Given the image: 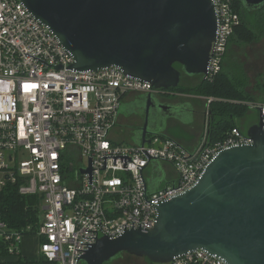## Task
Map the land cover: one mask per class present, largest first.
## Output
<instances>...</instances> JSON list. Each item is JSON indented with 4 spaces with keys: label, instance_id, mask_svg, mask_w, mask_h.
I'll list each match as a JSON object with an SVG mask.
<instances>
[{
    "label": "built area",
    "instance_id": "built-area-1",
    "mask_svg": "<svg viewBox=\"0 0 264 264\" xmlns=\"http://www.w3.org/2000/svg\"><path fill=\"white\" fill-rule=\"evenodd\" d=\"M214 2L218 25L207 80L222 70L240 23L238 0ZM72 63L71 53L22 0H0V192L15 186L21 195L40 198L33 235L38 256L54 264H80L79 257L100 237L152 228L156 206L194 185L218 151L252 142L236 127L211 141L207 124L193 149L158 134L142 145L117 142L111 134L123 98L159 91L114 66L76 71ZM205 100L208 108L211 98ZM248 104L264 129V102ZM154 161L169 164L175 176L149 187L147 180L157 172L147 176L146 169ZM29 234L30 226L16 230L0 219V256H19ZM166 264L224 262L198 249Z\"/></svg>",
    "mask_w": 264,
    "mask_h": 264
},
{
    "label": "water",
    "instance_id": "water-1",
    "mask_svg": "<svg viewBox=\"0 0 264 264\" xmlns=\"http://www.w3.org/2000/svg\"><path fill=\"white\" fill-rule=\"evenodd\" d=\"M241 1L247 11L264 8V0ZM22 3L71 53L70 69L96 71L114 66L159 92L173 95L177 94L173 90L179 87L183 75L201 80L206 77L218 25L214 0ZM153 101L159 113L164 114L158 120L148 115ZM132 106L131 113L141 116L143 123L131 128L130 138L142 145L148 141L147 136L159 134L167 118L177 117L173 109L187 105L157 102L149 93L144 109L137 104ZM206 124L208 127L205 118ZM262 126L259 117L246 128L251 143L221 149L194 185L157 205L152 228L126 230L113 238L100 237L79 261L105 264L127 253L152 264H166L201 249L224 264H264ZM81 171L90 172V167ZM162 177L163 172L157 171L155 186Z\"/></svg>",
    "mask_w": 264,
    "mask_h": 264
},
{
    "label": "trees",
    "instance_id": "trees-1",
    "mask_svg": "<svg viewBox=\"0 0 264 264\" xmlns=\"http://www.w3.org/2000/svg\"><path fill=\"white\" fill-rule=\"evenodd\" d=\"M237 12L240 16V23L234 28L230 42L245 45L260 39L264 23V20L260 22L262 16H259L257 21L252 20L241 0L237 2ZM246 79L244 71L231 61L227 66L222 67V70L212 80H200L194 87L179 86L175 90L211 98L208 104V128L210 140L215 141L221 139L234 127L240 129L239 120L249 109L248 103L253 101L244 89ZM0 219L16 230L30 226L31 234H34L40 221V198L36 195H21L15 186L6 187L0 192ZM0 264L54 263L38 256L34 261L19 257L14 261L0 262Z\"/></svg>",
    "mask_w": 264,
    "mask_h": 264
},
{
    "label": "rangeland",
    "instance_id": "rangeland-1",
    "mask_svg": "<svg viewBox=\"0 0 264 264\" xmlns=\"http://www.w3.org/2000/svg\"><path fill=\"white\" fill-rule=\"evenodd\" d=\"M249 16L252 18V20H259V16H262L260 22L264 20V8L258 11H249ZM260 26V24H258ZM263 30L262 34L259 36L260 39L257 41H254L250 44H239L236 42H230L229 48L227 50V57L224 62L225 65H228V62L233 61L235 65H238L239 68H241L245 75L247 76L246 83L244 85V89L247 92V94L252 98L253 101H259V102H264V23L262 24ZM200 82V79H185L183 77L181 81V87L182 85L184 87H194ZM187 85V86H186ZM178 92V91H177ZM176 93V92H175ZM179 94H194L192 92H183L179 91ZM175 94H169L167 96V101H176L177 97H180L181 95ZM197 95V94H196ZM172 97V98H171ZM176 97V98H175ZM175 98V99H174ZM205 107L207 108V103L205 100ZM120 114H121V127L115 129L114 133V139L117 140H123L126 143H129L126 141V139L130 140L132 130L129 127V123H132L133 120L136 122V124L141 123L140 117L131 119L129 112V105L128 104H122L120 107ZM205 108V109H206ZM198 120L199 118L195 117V120L193 121L190 126L184 125L181 123L179 120L172 119L168 121L167 126L170 128L171 133L170 134H175V136L182 138V136L185 137V140H189L193 135L194 132L197 129L198 126ZM258 121V112L257 110L253 108H249L244 115L242 122H240V129L242 130L243 128L247 127L249 124H254ZM134 123V122H133ZM246 132V131H245ZM186 144V143H183ZM153 170L155 172L161 171L163 172V177L160 178L162 181L160 183H165V176L168 175L169 173H173L174 170L171 167V172L170 167L168 164L165 162L161 161H154L151 163V165L146 169V175L152 176L155 175L153 173ZM153 173V174H152ZM171 175V174H170ZM175 174L172 175L174 177ZM155 179H149L148 184L149 187L152 185H157V175L154 176ZM159 183V184H160ZM28 237H31L27 240V244H25L26 249L34 252L38 248V243H34L31 239L33 237L32 234L27 235ZM26 237V236H25ZM80 264H85L84 262H80ZM105 264H151L148 261H146L144 258L141 257H136L133 255H129L127 253H122L120 256H117L115 258H112L109 262Z\"/></svg>",
    "mask_w": 264,
    "mask_h": 264
},
{
    "label": "crops",
    "instance_id": "crops-1",
    "mask_svg": "<svg viewBox=\"0 0 264 264\" xmlns=\"http://www.w3.org/2000/svg\"><path fill=\"white\" fill-rule=\"evenodd\" d=\"M224 60H226V59H223L222 67L227 66V65L224 64V62H225ZM183 77L185 79H189V80H193V79H200L201 80V77H197V76H183ZM183 77H182V79H183ZM180 85H181V82H180ZM173 92L178 93L179 91L177 92L176 90H173ZM178 95H181V96L180 97H177V98L175 97L176 98V101H174V102L171 101V102L185 104V105H187L190 108L191 111H190L189 115L187 114V118L186 119L179 118V117H175V118H171L170 117V118H167L165 120V123L163 124L161 130L159 131V134L158 135L165 136V137H169V138L175 140L176 142H178L180 145H182L183 147H185L187 149H193L199 143V140H200V138L202 136L203 129H204V126H205L204 125L205 108H206L205 107L206 106L205 105V97L204 96H200V95H196V94H179L178 93ZM131 98H132V94L129 93L125 98H123V100H122V102L120 104V107L122 106L123 103L124 104H128L129 105V109H130L129 115H130V117L132 116L131 119L132 118L135 119L136 117L139 118L140 117L139 115H136V114L131 113V109H132V106H131L132 103L130 102L131 101ZM166 102H169V101H166ZM120 107H119L118 122H117V125H116L115 129L121 127V124H120L121 123V120H120V118H121L120 117L121 116L120 109L121 108ZM195 117L199 118V120H198V126H197L196 131L194 132V135L189 140L186 141L184 136H182V138H180V137L175 136V134H170L171 133V131H170L171 129L168 128V126H167L168 121H170L172 119H175V120L181 121V123L184 124V125L190 126V124H192L193 121L195 120ZM242 119L243 118H241L239 120V124H240V122H242ZM139 120H141L140 125H142L143 118L140 117ZM133 122L128 124L129 127H130V129L131 128H134V127L140 126L139 124H136V122L134 120H133ZM248 126H250V124ZM247 127L243 128V130L246 131V128ZM115 129L113 130V132L115 131ZM113 132L111 134L112 137L114 136V133ZM113 139H114V137H113ZM114 140L117 141V142H125L123 140H117V139H114ZM126 141H128L129 143H134L131 139L130 140L126 139ZM183 143H186V144H183ZM168 166L170 167V170H171V166L169 164H168ZM171 172H173V171L171 170ZM174 173L175 172L169 173L167 175V178H171ZM29 238H31V237H28L27 235H26V237L25 236L23 237L22 242H21L20 255L19 256H17V257H15V256H13V257L12 256H0V262L14 261V260L18 259L19 257H21L23 259H26V260H29V261L36 260L38 258V248H37L36 251L32 252V251L26 249V246H25V244H27V240ZM31 240L34 243H38L39 242L36 235H33V237H32Z\"/></svg>",
    "mask_w": 264,
    "mask_h": 264
},
{
    "label": "flooded vegetation",
    "instance_id": "flooded-vegetation-1",
    "mask_svg": "<svg viewBox=\"0 0 264 264\" xmlns=\"http://www.w3.org/2000/svg\"><path fill=\"white\" fill-rule=\"evenodd\" d=\"M230 44V43H229ZM228 48H229V45H228ZM228 50V49H227ZM227 57V52L225 53V55H224V59ZM177 66V65H176ZM183 76H187V75H183ZM181 81H182V79H181ZM132 94V98H131V106L132 105H134L135 106V104H137V106L140 108V109H144V105H145V103H146V100H147V97H148V94L149 93H144V92H141V91H137V92H132L131 93ZM153 96H154V98H155V100H157V102L159 101V102H161V103H164V102H166L167 100V96H169V94L168 93H162V92H159V93H151ZM135 103V104H134ZM166 103H171V104H178V103H173V102H166ZM155 104H156V101H153L152 102V105H153V107H151L150 109H149V113H148V115L150 116V117H154L155 118V120H158V116L163 112V111H161V113H159V110L155 107ZM132 108H133V106H132ZM190 108L188 107V106H183V107H180L179 109L178 108H175V109H173L172 110V112H174L176 115H177V117H182L183 119H186L187 118V114H189L190 113ZM169 112H171V110L169 111ZM206 112H207V115L209 116V110H208V108H206L205 109V114H206ZM158 113V114H157ZM143 114H144V111H143ZM163 114V113H162ZM164 115V114H163ZM208 116L206 117L205 116V118H206V120L208 121ZM174 118V117H173ZM161 122V121H160Z\"/></svg>",
    "mask_w": 264,
    "mask_h": 264
},
{
    "label": "snow or ice",
    "instance_id": "snow-or-ice-1",
    "mask_svg": "<svg viewBox=\"0 0 264 264\" xmlns=\"http://www.w3.org/2000/svg\"><path fill=\"white\" fill-rule=\"evenodd\" d=\"M25 87H28V86H25ZM32 87H34V85Z\"/></svg>",
    "mask_w": 264,
    "mask_h": 264
}]
</instances>
